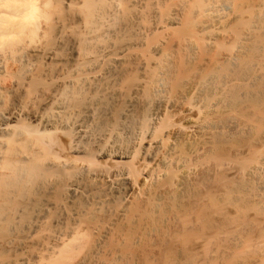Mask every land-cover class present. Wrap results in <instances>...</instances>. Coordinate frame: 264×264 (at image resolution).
Listing matches in <instances>:
<instances>
[{"label": "bare ground", "instance_id": "bare-ground-1", "mask_svg": "<svg viewBox=\"0 0 264 264\" xmlns=\"http://www.w3.org/2000/svg\"><path fill=\"white\" fill-rule=\"evenodd\" d=\"M0 264H264V0H0Z\"/></svg>", "mask_w": 264, "mask_h": 264}]
</instances>
